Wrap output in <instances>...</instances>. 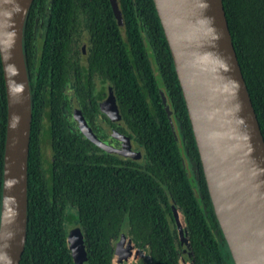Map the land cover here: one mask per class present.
<instances>
[{
  "label": "trees",
  "instance_id": "trees-1",
  "mask_svg": "<svg viewBox=\"0 0 264 264\" xmlns=\"http://www.w3.org/2000/svg\"><path fill=\"white\" fill-rule=\"evenodd\" d=\"M118 5L124 34L110 0H34L32 5L24 38L33 119L28 159V232L21 264H75L66 229L70 217L66 215L65 204L71 196L61 194V185L67 186L58 172L52 176L54 185L47 191L40 171L37 148L43 109L36 100L30 74L34 73L31 61L36 66L34 60L39 54V80L53 82L51 93L46 95L50 96L49 129L67 138L68 129L60 116L61 74L57 52L69 47V39L60 38L61 34L71 27L76 30L82 19L91 34L89 68L111 80L130 126L148 152L145 172L132 168L119 174L113 173L111 164L119 158L93 152L92 192V184L87 180L91 169L85 165L92 158L81 146L82 186L77 206L90 264H113L114 243L122 233L124 221L130 223L129 235L149 246L150 264H181L180 239L171 202L183 215L192 264H234L214 214L186 103L154 2L118 0ZM223 5L264 136V0H223ZM37 16L41 17L39 20L44 18L47 25V40L41 47L34 29ZM53 49L56 57H49ZM149 56L153 57L160 83L166 89L174 126L165 110ZM50 58L55 62L52 79L47 78L46 62ZM6 126V88L0 56V214ZM180 148L191 166L199 201L189 184ZM88 170L90 173L86 174Z\"/></svg>",
  "mask_w": 264,
  "mask_h": 264
},
{
  "label": "water",
  "instance_id": "water-1",
  "mask_svg": "<svg viewBox=\"0 0 264 264\" xmlns=\"http://www.w3.org/2000/svg\"><path fill=\"white\" fill-rule=\"evenodd\" d=\"M153 2L174 61L214 214L233 263L264 264V136L237 58L223 0ZM33 3L34 0H0V56L7 100L0 264H21L27 243L33 117L24 38ZM110 3L124 34L118 1ZM149 59L174 126L166 89L160 83L153 57ZM112 108L116 112L115 106ZM180 150L189 184L199 201L188 162ZM171 206L180 239L181 264H192L183 215L174 202ZM67 242L75 264H90L79 229L70 232ZM126 244L122 236L113 264L127 259Z\"/></svg>",
  "mask_w": 264,
  "mask_h": 264
},
{
  "label": "flooded vegetation",
  "instance_id": "flooded-vegetation-1",
  "mask_svg": "<svg viewBox=\"0 0 264 264\" xmlns=\"http://www.w3.org/2000/svg\"><path fill=\"white\" fill-rule=\"evenodd\" d=\"M40 18L39 16L36 17L34 29L37 32V44L41 47L47 40V25H45L44 18L39 20ZM62 37L70 41L67 49H59L61 51L57 52L58 69L61 74L60 101L62 104L60 116L64 119L66 128L68 129L66 131L67 138L55 130L49 129L51 123L48 120V114H50L51 108L47 104V100L50 102V96L46 95L51 93L50 87L53 82L44 81V78L39 80L38 62L41 57L37 54V58L34 60L36 66L31 61L34 73L31 71L30 74L36 88V100L41 103L43 109L40 115V124L42 126L38 130L39 144L37 155L41 166L40 171L45 180L46 190L48 191L53 187L55 178L52 179V176L58 172L64 180V185L67 186V188H64L61 185V194H65L66 197L68 195L71 196L65 204L66 215L70 217L66 221L68 235L73 230L79 229L85 241V233L79 221L80 214L77 206L82 186L81 146L84 145L87 156L92 158L91 161L85 163L91 169V174L87 180L92 184L90 187L92 192L93 152L101 156L105 154L119 158V161L111 162L114 169L113 173L115 174L132 168L145 172L146 166H148V152L147 148L140 141L137 132L130 126L126 113L123 112L117 99L116 88L111 80L105 78L103 75L93 73V70L89 68L90 62L88 58L92 42L91 34L83 19L82 25H79L76 30H73L72 27L69 28L67 33L61 34L60 38ZM51 52L52 54L49 53V57H53L56 50L53 49ZM53 62V58H50V62L49 60L46 62L49 65V75L47 78L51 79L53 78L55 63ZM113 106H115L116 112L112 108ZM82 128L88 131L98 142H93V139L86 135ZM106 149L111 152H108ZM117 151L127 155L122 156L116 153ZM189 170L191 171L190 165ZM89 173L90 171L88 170L86 174ZM46 193L49 195V192ZM130 229V223L124 221L121 229L122 233L114 243L116 248L117 243L124 236L129 249L127 259L123 258L119 264H150L149 246L131 237L129 235Z\"/></svg>",
  "mask_w": 264,
  "mask_h": 264
}]
</instances>
